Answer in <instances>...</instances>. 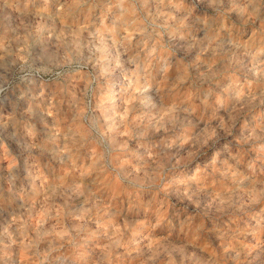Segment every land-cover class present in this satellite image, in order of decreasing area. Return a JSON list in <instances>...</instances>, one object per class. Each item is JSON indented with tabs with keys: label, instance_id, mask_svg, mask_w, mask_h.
<instances>
[{
	"label": "clouds",
	"instance_id": "1",
	"mask_svg": "<svg viewBox=\"0 0 264 264\" xmlns=\"http://www.w3.org/2000/svg\"><path fill=\"white\" fill-rule=\"evenodd\" d=\"M0 264H264V0H0Z\"/></svg>",
	"mask_w": 264,
	"mask_h": 264
}]
</instances>
